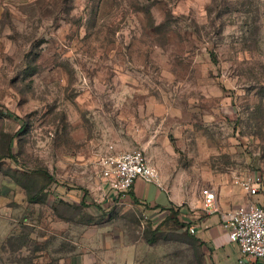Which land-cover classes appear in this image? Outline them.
I'll use <instances>...</instances> for the list:
<instances>
[{
  "label": "rangeland",
  "instance_id": "374dc122",
  "mask_svg": "<svg viewBox=\"0 0 264 264\" xmlns=\"http://www.w3.org/2000/svg\"><path fill=\"white\" fill-rule=\"evenodd\" d=\"M133 149L186 199L264 176V0H0V264H206L103 179Z\"/></svg>",
  "mask_w": 264,
  "mask_h": 264
},
{
  "label": "crops",
  "instance_id": "0c3cea01",
  "mask_svg": "<svg viewBox=\"0 0 264 264\" xmlns=\"http://www.w3.org/2000/svg\"><path fill=\"white\" fill-rule=\"evenodd\" d=\"M3 182V175L0 174V214L3 213L2 209L9 202L7 200L9 188H4ZM206 186L216 189L220 212L207 214L203 210L202 189ZM204 187L200 191V198L195 199L190 196L186 199L184 194L175 193L173 189L169 190L160 182L148 183L142 179H137L130 193L129 200L146 204L153 211L166 210L163 208L169 207L171 203L183 206L182 211L185 220L192 222L191 226H196L197 228L195 235L205 250L206 264H263L257 259H243L239 246L230 240L228 232L223 226V212L246 205L252 198L238 183H227L220 186L218 183L211 181ZM255 200L264 201V190L255 197ZM9 228L7 229L6 226L8 231ZM100 254V252H97L94 255L90 254L89 259L85 258V236H83L78 252H71L63 256L61 264H103L104 261ZM91 256L93 257L92 259Z\"/></svg>",
  "mask_w": 264,
  "mask_h": 264
},
{
  "label": "built area",
  "instance_id": "2783aa9c",
  "mask_svg": "<svg viewBox=\"0 0 264 264\" xmlns=\"http://www.w3.org/2000/svg\"><path fill=\"white\" fill-rule=\"evenodd\" d=\"M101 174L116 196L128 199L137 179L159 183V174L148 159L144 149L115 151L102 160ZM252 198L241 205L222 213L223 226L229 238L236 243L243 259H257L264 264V201L255 200L264 190V176L260 172L243 174L237 180ZM203 210L207 214L220 212L218 193L215 188L202 189ZM192 234L196 226H190Z\"/></svg>",
  "mask_w": 264,
  "mask_h": 264
},
{
  "label": "trees",
  "instance_id": "16d2710c",
  "mask_svg": "<svg viewBox=\"0 0 264 264\" xmlns=\"http://www.w3.org/2000/svg\"><path fill=\"white\" fill-rule=\"evenodd\" d=\"M182 207L183 206H177V205H175V204H173V203H171V205L169 206V207H166V208H163V209H166L167 210V212L169 213V215L170 216H172V217H175L176 218V220L177 221H180V214H181V212H183L182 211ZM150 208V207H149ZM151 209V208H150ZM185 222H187L186 220L184 221V222H179L180 224H181V226H184V227H190L191 226V224H192V222H187V223H185ZM190 237L192 238V239H194V240H196V241H198L199 243H200V241H199V239L196 237V235L195 234H190ZM201 244V243H200ZM63 258V257H62ZM61 258V259H62ZM60 259V260H61ZM29 264H38V263H29ZM55 264V263H54Z\"/></svg>",
  "mask_w": 264,
  "mask_h": 264
}]
</instances>
